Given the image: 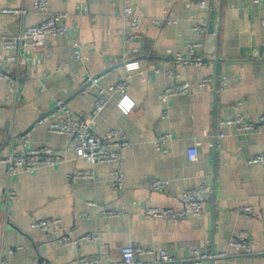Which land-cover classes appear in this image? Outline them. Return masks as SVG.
Listing matches in <instances>:
<instances>
[{
    "label": "crops",
    "instance_id": "1",
    "mask_svg": "<svg viewBox=\"0 0 264 264\" xmlns=\"http://www.w3.org/2000/svg\"><path fill=\"white\" fill-rule=\"evenodd\" d=\"M37 0H0V7L22 12L0 13V62L11 79H0V156L23 150L21 134L34 126L32 147L48 146L60 159L33 172L10 174L0 162V259L9 264H80L85 256H99L103 263L121 260V248L132 243L163 249L177 259L191 260L195 253L220 254L200 264H264V221L248 217L241 207L264 213V163L251 159L264 154V128L241 131L226 121L237 116L258 119L264 114V4L253 0H45L46 10L33 9ZM140 17L141 37L126 40L129 31L125 6ZM66 13V33L50 36L41 50L5 49L2 41L18 36L51 13ZM154 18L174 19L157 25ZM206 23L200 34L194 27ZM213 25L211 32L210 27ZM197 44L202 65L176 62ZM76 45L85 56L74 57ZM125 61L139 63L127 70ZM102 76L109 87L129 80L127 95L133 108L124 112L113 94L96 117L94 130L104 135L117 130L130 139L119 165L125 183L115 189L109 181L108 163L78 158L74 141L49 131L41 116L57 110L62 101L73 119L92 116L94 91L87 75ZM204 77L221 78L200 86ZM177 82H187L191 95H175L163 103L158 94ZM166 112V113H165ZM170 134L166 150L157 149L160 135ZM196 146L197 160L188 157ZM79 170L92 177L67 176ZM153 179H166L163 191L153 190ZM206 183L213 196L200 216L155 217L151 206L180 211L184 191ZM12 189L16 198L9 199ZM104 208L122 214L104 216ZM58 218L56 225L74 237L95 235L93 241L63 245L51 232L32 226L36 220ZM246 231L251 253L231 245ZM13 249V253L10 250ZM139 259L155 261L152 254ZM192 264V263H189Z\"/></svg>",
    "mask_w": 264,
    "mask_h": 264
},
{
    "label": "built area",
    "instance_id": "2",
    "mask_svg": "<svg viewBox=\"0 0 264 264\" xmlns=\"http://www.w3.org/2000/svg\"><path fill=\"white\" fill-rule=\"evenodd\" d=\"M255 3L264 4V0H253ZM201 7H207V0L200 2ZM47 8L45 0H37L33 4L34 10L45 11ZM1 12H22L26 10H11L0 7ZM123 16L128 23L129 31L124 33L126 40H132L141 37L139 32L140 17L135 13L133 7L127 5L124 7ZM67 17L66 13H51L40 23L35 25L26 26L22 33L18 36L8 37L3 39L2 46L5 49H16L23 47L33 51L41 50L47 42L50 36H62L66 33V26L64 24ZM174 19H161L154 18L153 22L157 25H163L165 22H173ZM206 23H201L194 27V29L200 34L206 32ZM197 44L190 43L188 45V53L182 55L179 53L174 54V60L176 62H182L184 64H190L199 66L202 65L204 59L197 54ZM74 57L79 61H84L85 56L81 49L76 45L74 50ZM127 70L131 71L139 69V63L135 61H125ZM101 75H87L85 77V84L95 89L94 106L92 110V116L87 121L73 119L68 115H64L70 112V108L64 105L62 101L58 103L57 110L52 113L41 116L37 124L46 123L48 129L51 132L66 134L74 141L73 149L78 158H82L91 163H108L112 165L109 171V181L115 189H120L125 183V174L120 168V164L123 160V151L131 145V141L125 135L121 134L117 130H111L110 132L99 135L94 130L96 117L106 107L108 101L113 94H121L122 97L118 102V106L124 111H130L134 102L131 101L127 95V89L129 88V80H120L110 85L109 87H103L99 84ZM0 79H11L10 71L5 69L0 62ZM217 79L214 77H204L200 86L208 87L216 84V92L220 93L227 88L228 82L225 78H221L217 84ZM191 95L192 91L187 82H177L173 86L168 87L161 91L158 96L163 103H166L170 97L175 95ZM166 113V112H165ZM228 124L235 125L241 131H254L264 128V114L258 119L246 118L243 116H237L226 121ZM33 127L25 130L21 134V141L23 150L19 153H10L5 156H0V162L6 164L10 174H17L21 172H33L41 166H51L60 159V155L51 147H32L29 143L32 134ZM170 134H163L155 141L157 149L166 150V142L169 140ZM199 152L196 146L189 148L188 157L190 160H197ZM253 163H264V154H258L251 159ZM92 171L79 170L75 173H71L67 176V180L70 181L78 177H92ZM169 181L166 179H153L151 181V187L156 191H163L168 185ZM213 188L211 185L203 183L197 188H191L184 191L180 197V201L183 204V208L180 211L169 208H160L151 206L146 209V214L151 217H174L184 218L187 216H200L203 214L205 204L212 198ZM7 197L9 199H15L16 193L12 189L7 191ZM241 212H244L248 217H259L264 221V213L256 212L251 206H244L240 208ZM104 216L115 217L122 214L119 209L104 208L102 210ZM59 223L58 218H43L36 220L32 223V226L36 229L45 232H51L55 235L60 243L67 245L70 243L79 244L82 241H93L97 237L95 235L86 234L81 237H74L71 232H67L62 228H58L56 225ZM231 245L239 250H243V253H251L250 236L246 231L235 235L231 240ZM13 249L10 253H13ZM121 260L118 262H110L109 264H145L139 259V256L144 254H152L155 257V261L150 264H200L204 259L224 256V253L220 254H207V253H195V256L191 260L177 259L173 255L169 254L163 249H151L142 248L138 245L129 243L121 248ZM0 264H9V261L5 258L0 259ZM80 264H105L99 256H85L80 260Z\"/></svg>",
    "mask_w": 264,
    "mask_h": 264
},
{
    "label": "water",
    "instance_id": "3",
    "mask_svg": "<svg viewBox=\"0 0 264 264\" xmlns=\"http://www.w3.org/2000/svg\"><path fill=\"white\" fill-rule=\"evenodd\" d=\"M210 30H211V32H212V30H213V25H211Z\"/></svg>",
    "mask_w": 264,
    "mask_h": 264
}]
</instances>
